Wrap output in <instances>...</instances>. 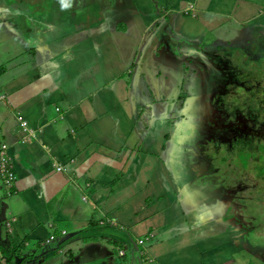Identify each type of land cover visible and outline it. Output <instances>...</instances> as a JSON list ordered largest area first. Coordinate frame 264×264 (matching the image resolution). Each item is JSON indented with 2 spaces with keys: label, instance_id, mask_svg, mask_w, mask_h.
Returning a JSON list of instances; mask_svg holds the SVG:
<instances>
[{
  "label": "crops",
  "instance_id": "obj_1",
  "mask_svg": "<svg viewBox=\"0 0 264 264\" xmlns=\"http://www.w3.org/2000/svg\"><path fill=\"white\" fill-rule=\"evenodd\" d=\"M38 4L0 0V145L16 177L10 196L0 182L2 244L36 264H264L246 203L264 173L239 178L261 144L226 184L198 97L182 114L179 101L198 90V51L215 59V96L239 50L245 92L264 94V0Z\"/></svg>",
  "mask_w": 264,
  "mask_h": 264
},
{
  "label": "rangeland",
  "instance_id": "obj_2",
  "mask_svg": "<svg viewBox=\"0 0 264 264\" xmlns=\"http://www.w3.org/2000/svg\"><path fill=\"white\" fill-rule=\"evenodd\" d=\"M37 2H39L37 7L41 9V11H43V7L41 6L44 4L45 0H37ZM233 53H235V50L233 51ZM233 53L227 54L221 52V56H223L226 60H229L230 63H234V57H232ZM208 55L211 56L206 51L205 52L198 51V62L196 61L197 66L194 67L191 64L188 67L189 69H195L198 72V74L195 75L192 74L190 75L189 72L188 74H186L187 80H190L193 77L196 78V76L198 75V84L193 86L194 89L198 87V90L190 91L191 89L190 90H187L185 88L184 90L182 89L183 97L182 99L180 98L179 101L182 104H184V107L180 109H181V114L184 113L187 105L189 107V105L192 103V99L198 97V111L200 115L198 116V118L203 119L201 120V124L198 125V129H202L201 127H204L207 121L211 124V125H207L211 130L213 129L217 130V132L212 133L211 135H209L208 138L204 139L202 143H206L207 145H209L210 142H212V146H214L216 141H218L217 145L213 147V149L211 150V156H212L211 159L213 161L211 163L212 168H215L214 170L219 169L220 171H223L224 176L222 177V181H225L226 184L228 182L231 185V180H233L234 178L230 177L229 173L238 172V169H236L238 168L237 164L239 165V161L241 163L243 162V160L240 159V156L241 157L243 156L245 159L248 158V156L249 158L254 157V159H256L257 157H260V152H261V151L257 152L258 148L256 147V145L261 144L260 146L264 148V135H263L264 134V94L261 91H258L259 93L256 94L255 91H253L255 89L252 88V84H249L248 88L249 91L250 92L253 91L254 94L253 93L249 94V91L245 92L246 85H244V82L240 80L242 78L239 74L240 72L244 74L243 73L244 71H240L239 69L241 63H244V61L247 58H245V55L242 53V51L239 50L236 55L238 64H236V66L233 68L235 70L234 72L236 73V78H234V75L230 77L232 78V80H230L227 83L228 90L226 91V93H224L222 96H219L217 94V96L213 97V99L210 102L209 101L207 102V104L209 103L210 106L209 108L214 110L216 109L215 105H217L219 101L224 100L226 101L225 105L228 110L224 108L216 109L222 111L221 116L217 115L222 119L217 118L213 115H210L209 118L205 117L207 114H205L203 111L200 110H203L204 108L202 106V99L209 94L208 88H210L211 85L212 87L209 89L210 91L212 89L216 91L222 90V85L216 82H212V83L210 82L211 79H213L212 75H214L215 73V67H214L215 62L212 63L215 59L214 58L211 59ZM220 68L222 70L224 69V67H220ZM254 74H255L254 71L251 72V75L249 74L250 77L246 79L247 82L249 80L257 81L253 79ZM255 86L261 87L257 83H255ZM262 88H264V85L262 86ZM183 100L185 103L183 102ZM207 104L206 106L208 107ZM176 110L179 111V109ZM246 112H248L247 114L248 117H249V113L251 114V116H253L254 115L253 113H255V116H253L254 117L253 120L255 122L251 124V127L254 128V131H251V135L249 134V131H244L245 128L244 117L246 115ZM185 117H186L185 119H188L187 115H185ZM214 126H216V128ZM255 131L257 133H255ZM260 131H263L262 134L260 133ZM229 135L232 137V140L230 138V142H228L227 138H224L225 136H229ZM238 145L243 150L245 149V151H243L244 154L241 153V155H239L238 151L240 149L236 148V146ZM261 153H262L261 158H259V161L257 163H254L253 158H251V161L249 162L251 163L250 166L251 168L248 166L245 175L240 170L241 175L239 178L243 179L244 182L247 180L248 175H251L249 174V172L252 173L253 171H255V174L264 173V151ZM230 155L233 159L232 161ZM221 159L223 160L219 162ZM229 177L230 179H228ZM249 184H250V197L246 202L247 206H249V208L252 209V211L256 214V217L263 219L264 218V180L261 183L258 181L256 185L253 181L249 182ZM262 224L264 225V223Z\"/></svg>",
  "mask_w": 264,
  "mask_h": 264
},
{
  "label": "flooded vegetation",
  "instance_id": "obj_3",
  "mask_svg": "<svg viewBox=\"0 0 264 264\" xmlns=\"http://www.w3.org/2000/svg\"><path fill=\"white\" fill-rule=\"evenodd\" d=\"M212 86L210 85V88H211ZM210 88H208V95H206L203 99H202V106L204 107L203 108V110H200V111H203L205 114H207L205 117H208L209 118V116L210 115H213V116H215V117H217V118H220V117H218L217 115H220L221 116V114H222V111H220V110H216V109H221V108H224V109H226V110H228L227 109V107H226V101H222V102H218V104L217 105H215V107H216V109H214V110H212V109H210L209 107V103L207 104V102L209 101H211L212 99H213V97H215V94H216V90H214V89H212L211 91L209 90ZM206 104L208 105V107L206 106ZM246 111V110H245ZM253 113V112H252ZM248 112H246V115H245V117H244V125H245V128H244V131H249L250 133H251V131H254V128L253 127H251V124H253L255 121L253 120L254 119V117L253 116H255V113H253L254 115L253 116H251V114L249 113V117H248ZM200 116V115H199ZM220 119H222V118H220ZM224 120V119H223ZM215 128H216V126H214ZM215 132H217V130L216 129H213V130H210V129H208V131H207V135L208 134H212V133H215ZM243 133H245V132H243ZM255 133H257L256 131H255ZM224 138H227L229 141H230V138H231V140H232V137L229 135V136H225ZM223 138V139H224ZM222 140V139H221ZM2 243H0V248H1V245ZM1 251V250H0ZM0 261H2L3 262V264H36V263H38L39 262V260H40V258L42 257H40V255H37V254H24V253H22L21 255H14L13 257H12V259H13V262H11V260L9 261L8 260V258L6 257V255L5 254H3L2 252H0ZM16 254V253H15ZM11 262V263H10Z\"/></svg>",
  "mask_w": 264,
  "mask_h": 264
},
{
  "label": "built area",
  "instance_id": "obj_4",
  "mask_svg": "<svg viewBox=\"0 0 264 264\" xmlns=\"http://www.w3.org/2000/svg\"><path fill=\"white\" fill-rule=\"evenodd\" d=\"M3 100L4 97L0 95V102H2ZM23 131L27 135L34 137V133L31 130L27 129L26 127H23ZM0 182L3 188L4 195L10 196L13 193V187L16 182V177L10 167V161L7 155V146L5 144L0 145ZM53 239L54 237L51 236L49 238V241ZM123 254L124 253L121 251L120 255Z\"/></svg>",
  "mask_w": 264,
  "mask_h": 264
},
{
  "label": "trees",
  "instance_id": "obj_5",
  "mask_svg": "<svg viewBox=\"0 0 264 264\" xmlns=\"http://www.w3.org/2000/svg\"><path fill=\"white\" fill-rule=\"evenodd\" d=\"M223 97H226V96H223ZM222 101H224V100H221V101H219V102H222ZM262 148V150H264V148L263 147H261ZM241 153L242 154H244L243 153V151H241ZM244 158V157H243ZM248 158H249V156H248ZM248 158H244L245 160H247ZM3 228V224H0V229H2ZM0 243H3V241H0ZM2 246V248H1V252L3 253V254H5L6 255V257L8 258V260L10 261L11 260V262H13V259H12V257L14 256V255H16L15 253V251L14 250H12L11 248H10V246H8V247H5L3 244H1ZM10 262V263H11Z\"/></svg>",
  "mask_w": 264,
  "mask_h": 264
},
{
  "label": "water",
  "instance_id": "obj_6",
  "mask_svg": "<svg viewBox=\"0 0 264 264\" xmlns=\"http://www.w3.org/2000/svg\"><path fill=\"white\" fill-rule=\"evenodd\" d=\"M2 222H3V221L0 219V224H2ZM0 234H1V232H0ZM32 254H34V253H32Z\"/></svg>",
  "mask_w": 264,
  "mask_h": 264
}]
</instances>
